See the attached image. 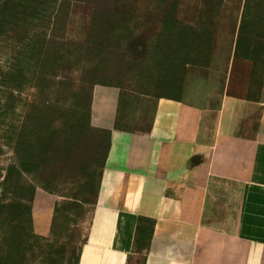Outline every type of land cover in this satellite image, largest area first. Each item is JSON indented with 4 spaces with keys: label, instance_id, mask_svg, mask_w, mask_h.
<instances>
[{
    "label": "crops",
    "instance_id": "1",
    "mask_svg": "<svg viewBox=\"0 0 264 264\" xmlns=\"http://www.w3.org/2000/svg\"><path fill=\"white\" fill-rule=\"evenodd\" d=\"M203 2L177 0L176 20L196 26ZM90 12L73 4L71 17ZM211 44L178 98L93 87L91 121L109 142L73 264H264V7L253 20L247 0H221ZM54 206L32 197L35 236L53 232Z\"/></svg>",
    "mask_w": 264,
    "mask_h": 264
},
{
    "label": "rangeland",
    "instance_id": "2",
    "mask_svg": "<svg viewBox=\"0 0 264 264\" xmlns=\"http://www.w3.org/2000/svg\"><path fill=\"white\" fill-rule=\"evenodd\" d=\"M220 2L204 0L192 26L174 19L175 0H0V264H72L109 142L91 121L93 87L132 103L179 96L209 63ZM73 4L89 16L71 17ZM247 7L259 20L264 0ZM36 192L55 195L46 238L31 230Z\"/></svg>",
    "mask_w": 264,
    "mask_h": 264
},
{
    "label": "trees",
    "instance_id": "3",
    "mask_svg": "<svg viewBox=\"0 0 264 264\" xmlns=\"http://www.w3.org/2000/svg\"><path fill=\"white\" fill-rule=\"evenodd\" d=\"M176 4H177V0H175V7H176ZM175 7H174V11H173V17H174V19L176 20V18H175ZM177 21V20H176ZM177 22H179V21H177ZM179 23H181V22H179ZM184 24V23H183ZM181 89H182V86H181ZM181 89H180V92H181ZM168 98H178V96L177 97H170V96H167ZM108 149V148H107ZM104 163V162H103ZM103 165V164H102ZM102 167V166H101ZM101 169V168H100ZM99 173H100V171H99ZM30 214V213H29ZM53 223V222H52ZM53 225V224H52ZM54 225H53V229H54ZM56 228V227H55ZM76 259V258H75ZM75 259H74V261H75ZM74 261L72 262V264L74 263ZM65 264H69L68 262H66Z\"/></svg>",
    "mask_w": 264,
    "mask_h": 264
}]
</instances>
